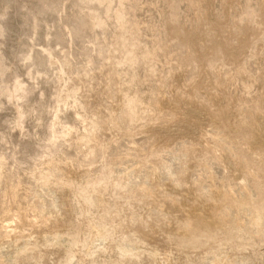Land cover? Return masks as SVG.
<instances>
[{
	"label": "rangeland",
	"instance_id": "rangeland-1",
	"mask_svg": "<svg viewBox=\"0 0 264 264\" xmlns=\"http://www.w3.org/2000/svg\"><path fill=\"white\" fill-rule=\"evenodd\" d=\"M0 195V264H264V0H0Z\"/></svg>",
	"mask_w": 264,
	"mask_h": 264
},
{
	"label": "bare ground",
	"instance_id": "bare-ground-1",
	"mask_svg": "<svg viewBox=\"0 0 264 264\" xmlns=\"http://www.w3.org/2000/svg\"><path fill=\"white\" fill-rule=\"evenodd\" d=\"M78 20V21H77ZM76 21H75V24H74V26H73V29H74V31L73 32H77V30H79L80 29V27H81V25H82V22L79 20V19H77ZM30 92V91H29ZM27 95V94H26ZM139 181V180H138ZM1 196V195H0Z\"/></svg>",
	"mask_w": 264,
	"mask_h": 264
}]
</instances>
